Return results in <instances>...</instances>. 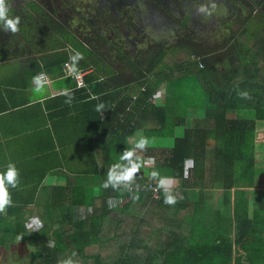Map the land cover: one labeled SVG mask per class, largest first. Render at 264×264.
<instances>
[{"label": "trees", "instance_id": "obj_1", "mask_svg": "<svg viewBox=\"0 0 264 264\" xmlns=\"http://www.w3.org/2000/svg\"><path fill=\"white\" fill-rule=\"evenodd\" d=\"M251 3L261 7V12L256 15L251 13L218 48L205 46L204 50L196 51L198 56H203L200 58L202 66L196 58L167 64L163 61L166 50L159 49L149 61V72H145L148 74L140 71L124 80L111 71L104 73L102 79L86 74L87 86L78 88L81 98L89 99L87 103L93 106L96 115L93 116L94 140L99 136L106 137V146H102L104 168H111L123 150L132 148L127 138L136 128L142 127L143 122L151 126L150 130L174 131L176 125L184 122L187 108L202 109V116L193 125H185L182 134L173 138L170 147L150 146L141 157L153 161L152 171L156 170L161 177H170L176 182L175 193H180L183 188L191 189L202 200L204 190L220 189L222 206L215 208L209 217L206 207L196 201L184 219L176 223L160 222L148 231L149 238L144 235L137 239L132 217L138 216L137 230L143 222L141 217L146 212L145 203L150 192L139 191V200L143 204L137 214L129 213L126 218H118L117 215L112 216L117 208H109L108 199L114 197L121 201L130 195H121L112 188L102 187L100 196L105 203L104 210L86 221H71V225L78 228V233L69 236V240L81 243L72 252L82 254V242L89 243L90 239H121L124 235L121 239L123 245L117 248L118 251H108L109 264H264V190L259 189V195L256 193V187L261 185L256 184L255 159L256 120L264 119V0ZM22 11L27 12L25 7ZM19 27V32L15 34L0 30L2 35H14L20 39L14 43L8 38L1 42L6 51L39 52L60 48L69 42L78 50L84 48L64 35L48 36L53 34L48 32L52 30L50 25L46 26L45 35L41 27L27 26L21 20ZM212 52L218 53V60L212 59ZM65 60L66 57L59 56L48 64L63 63ZM84 61L85 65L90 62L86 58ZM104 82L110 86L106 87ZM130 82L133 87L128 93L116 95V88ZM161 88L166 92L164 101L154 103L153 98ZM240 90L248 91L251 99H241L237 95ZM91 95L99 99H93ZM101 102L106 108L104 118L95 111V105ZM129 103H133L135 112H141L139 117L130 112ZM126 107L131 109L128 111ZM248 108L253 110V118L229 116L231 110ZM119 112H125L123 121L119 119ZM168 116L172 117L171 121ZM163 133L173 134L170 131ZM106 173H101V176L104 175L102 183L106 180ZM163 197L161 192L160 198L155 200L158 206L165 205ZM127 205V202L122 203L121 209L124 210ZM168 207L173 214L180 209L178 205ZM170 210L158 211L161 215H158V220L163 217L168 219L172 213ZM64 223L67 224L68 220ZM85 225L88 230L82 231ZM18 232L29 243L36 240L43 242L48 237L64 241L59 231L47 232L45 226L29 231L23 220L0 217V245L7 246ZM150 238L156 246L134 253L133 244L144 240L149 242ZM62 249L60 245L56 252L34 251L31 264H57ZM135 256L139 260L134 259ZM94 263L102 264L99 258Z\"/></svg>", "mask_w": 264, "mask_h": 264}, {"label": "crops", "instance_id": "obj_2", "mask_svg": "<svg viewBox=\"0 0 264 264\" xmlns=\"http://www.w3.org/2000/svg\"><path fill=\"white\" fill-rule=\"evenodd\" d=\"M7 38L12 43L20 40L17 36L0 34V172L5 170L9 162H13L20 171L21 180L19 188L10 189L13 206L9 207L5 214H0V217L23 220L25 228L29 231L39 230L42 226L46 227L47 232L59 231L64 241L58 242L55 238L48 237L43 242L36 240L35 243H29L27 240H23L21 232H18L14 241L10 242L11 244L18 243L16 241L19 237L21 238L25 252L29 255L26 260L27 264H31L30 252L38 250L56 252L61 245L63 253L58 256L57 264H59L61 260L72 256L70 252L75 250L77 245H81V243L76 244L74 239H72L73 241L69 240V236L78 233V228L72 226L71 221L79 219L86 221L105 208V203L100 195L102 176H104H101V173L107 171V179L110 170V168H104L103 164L102 146H106V137L99 136L96 141L94 140L93 116L96 115L93 106L87 103L89 99L81 98V93L75 87L74 80L65 74L63 63L48 64L59 56H64L66 60H69L71 51L78 50V48L68 45L69 47L65 46L63 49L49 48L39 52L6 51L2 43ZM90 62L85 65L84 60L80 61L79 69H86V74H92L99 79L105 77L104 73L110 72L109 66L102 60H98L97 65L88 67L89 64H92V61ZM46 64L48 65L45 66ZM38 73L45 74L48 80L43 95H37L33 91L32 78ZM104 85L110 86L107 82H104ZM65 87L74 91V100L71 106L65 104V97L60 95L61 90ZM132 87V83L124 84L115 89L116 95L128 93ZM91 96L93 97V95ZM95 97L97 96L95 95ZM192 109L199 108H187L184 119L189 116ZM130 112H134L136 117L140 115L139 111L132 110ZM124 115L125 112H119L118 116L121 121L124 120ZM132 136L133 134L127 138L128 144L131 146L134 143L129 142L128 139ZM141 152L136 151V155L140 158ZM150 162L149 167H152L153 161ZM141 170L142 168L136 176V184L140 178ZM163 178L169 181L175 193L176 182L170 177ZM207 190H215L214 193L217 197H209L211 191L207 192ZM207 190H204L202 200L194 195L191 189L183 188L180 193H175L183 196V199L176 204L180 208L176 214H173L166 204L158 206L155 201L151 203L147 201L145 203L146 212L141 217L143 222L140 223L137 230L138 216L132 217L135 238L147 236L148 231H152L153 226L159 225L160 222L176 223L178 220L184 219L196 201H199L200 206L206 207V212L210 217L215 208L222 206V201L221 206L218 203V195L221 190L218 188ZM125 202L128 205L122 210L120 205ZM141 204H143L141 200L134 203L130 196L124 198L116 207V214H112V216L126 218L129 213L137 214ZM176 205L171 207H176ZM166 208L172 213L168 219L163 217L158 220L161 215L157 212H165ZM158 215L160 216L158 217ZM34 218L42 222V226L38 229L28 227ZM64 220H68V223L65 224ZM87 230L88 227L85 225L82 231ZM182 230L183 228H181ZM180 233L182 234V232ZM121 239L112 237L111 240L91 241L90 239L89 243L82 242L83 253H76L72 259L76 264H95L94 260L99 258L102 264H109L108 251L111 249L118 251L117 248L123 245ZM148 241L144 240L146 243L133 244L134 253L156 246L153 238ZM142 246L144 247L142 248ZM95 256L97 257L95 258ZM134 259L139 260V257L135 256Z\"/></svg>", "mask_w": 264, "mask_h": 264}, {"label": "rangeland", "instance_id": "obj_3", "mask_svg": "<svg viewBox=\"0 0 264 264\" xmlns=\"http://www.w3.org/2000/svg\"><path fill=\"white\" fill-rule=\"evenodd\" d=\"M129 1L126 4L116 5L117 2L115 0H106V5L103 6L105 12L110 14L111 3L115 4L113 5L115 12H112V14L119 18L118 22L108 20L110 23H107V25H109L110 31L108 33L105 31L107 35L103 34L98 38V41L102 44L98 45V47L106 49L104 51L105 54L93 48L85 52L83 51L85 47L79 50L86 59L92 62L95 60L105 62L109 66L111 73L122 80L136 76L140 71L142 73L149 72V61L159 49L166 50L163 61L170 65L175 61L188 58L200 59L203 56H198L196 51L204 50L205 46L214 49L221 46L224 40L233 31L237 30L251 13L256 15V13L261 12V7L253 5L251 2L263 0H214L216 8L211 16L198 14L196 11L201 4L209 3V0ZM70 2L74 3L77 14L67 17L69 22H71L69 28L74 32L72 33L73 35L68 37L69 41L76 40L78 43L86 41V45H89V40L85 38V30H89V28L85 26V22L80 21L78 16L80 14L84 19L92 20L95 23L97 17H93L94 10L99 8L100 0H70ZM9 3L11 5L10 15H19L22 8H24L19 0H9ZM78 28L83 30V32L79 30V32L75 33ZM79 37L81 38L79 39ZM68 45L73 46L72 42L67 43L65 46L69 47ZM65 46L60 48L63 49ZM196 47L197 49L194 50ZM210 54L213 55L212 59L218 60V53L212 52ZM93 63L95 64V62ZM220 64H222L221 61ZM157 94L153 98L154 103L164 101L166 94L164 88L159 89ZM132 104H130L132 109L126 107V110H134V105L132 106ZM202 113L203 111L200 108L192 109L183 123L178 122L179 124L176 125L174 131H171L172 129L164 131H161L162 129L150 130L151 126L149 127L143 122L142 127L136 128L133 136L128 140L134 143L140 136H145L150 139V146L170 147L173 143V138L182 134L184 126L193 125L195 120L202 116ZM229 116L253 118L254 113L249 108L237 109L229 111ZM168 119L171 121L172 117L168 116ZM166 131H170L171 134L173 132V134H164L163 132ZM144 157H141L143 167L137 185L150 181L157 183L156 180L150 177L152 172V167H149L151 160ZM255 159L256 184L261 185V187H256L258 188L256 193L258 192L257 194L259 195L261 194L259 189L264 190V119L256 120ZM209 191L211 190H207V192ZM161 192L164 195L163 190ZM214 192L215 190H212L208 196L217 197ZM220 196L222 197L221 191L218 195V203L221 206L222 200ZM155 200L150 195L148 201L151 203ZM16 242H18L15 243L16 245L14 243L11 244L7 250H4V247H0V264H27L26 260L29 255L25 252V247L22 245L23 241L19 237ZM33 253L30 252V255Z\"/></svg>", "mask_w": 264, "mask_h": 264}, {"label": "clouds", "instance_id": "obj_4", "mask_svg": "<svg viewBox=\"0 0 264 264\" xmlns=\"http://www.w3.org/2000/svg\"><path fill=\"white\" fill-rule=\"evenodd\" d=\"M216 4L214 0H209L207 4H201L197 9L198 14L205 16H211ZM11 5L9 0H0V30L4 32H10L15 34L20 30V17L10 15ZM85 57L79 50L73 49L69 55V71L73 74L79 72V62L84 60ZM33 91L37 95H43L46 91L47 77L43 73H38L33 78ZM60 95L65 97L64 103L71 106L74 100V91L65 87L61 90ZM237 95L241 99H251V95L246 90H240ZM93 99H99L93 97ZM104 103H98L95 105V111L100 115L105 111ZM151 145V141L148 137L140 136L137 139L131 149H125L121 153L118 161L110 168L107 179L102 183L104 189L112 188L113 191L123 195L128 193L130 199L135 203L139 201V185L135 183L136 176L140 169L143 167V160L136 155V151H146ZM194 166V161H193ZM150 177L157 181L156 188L163 190L164 200L163 202L169 206H175L179 200L183 199L182 195H177L173 192L169 181L160 176V173L156 170L150 173ZM20 171L16 167L15 163L9 162L4 171L0 172V214H5L9 207L13 206L12 193L10 189H17L20 186ZM120 200L116 198H110L108 201L109 208H115L119 205ZM42 226V222L39 219H33L29 228L38 229ZM76 256V252H72L71 257H67L59 262V264H76L72 257Z\"/></svg>", "mask_w": 264, "mask_h": 264}, {"label": "flooded vegetation", "instance_id": "obj_5", "mask_svg": "<svg viewBox=\"0 0 264 264\" xmlns=\"http://www.w3.org/2000/svg\"><path fill=\"white\" fill-rule=\"evenodd\" d=\"M19 1L21 2L20 4L24 6L27 11L26 13H24V11L21 10L19 15L16 14V16L20 17V20L22 21L23 24H26L27 26H31V27L32 26L41 27L44 35L46 34V30H48L47 29L48 27L46 26L50 25L52 27V30H48V32L52 31L53 34L49 33L48 36L51 37H53L56 34L57 36L58 34H61L64 35L67 39L68 37L73 35L72 33L74 32L71 31V29L69 28L71 26L70 25L71 22H69V19L67 17L68 16L71 17L75 13L77 14V9L75 8L74 3L73 2L71 3L70 0H19ZM115 2H117L116 5H120V4L129 3L130 1L115 0ZM99 3H100L99 8L97 10L96 9L94 10L93 17L94 16L97 17L95 23L92 20L89 21L86 18L84 19L82 16H80V14L78 16L80 21L85 22V26L89 28V30L87 29L85 30V38L89 40L88 42L90 43L89 44L90 46L86 45V41L80 43L85 47V49L83 50L84 52L87 50L90 51L89 49L93 48L94 50L100 51L101 53L105 54L104 51L106 49H103V47L102 48L98 47V45H102L98 41V38L99 36L106 34V32L108 33L110 31L109 25H107V23H110L108 22V20L109 21L114 20L113 22H118L119 18H117L115 14H112V12H115L113 9L114 8L113 5L115 4L111 3V12L110 14H107L103 8V6L106 5V0H100ZM95 28L97 29L94 30ZM79 30L80 32L81 31L83 32V30L78 28L75 30V33L79 32ZM81 37H79V39ZM71 46L72 45H70V47ZM100 49H102L103 51ZM93 62H95V64L97 65V60ZM89 65H94V63ZM10 244L11 243H9L7 246L0 245V247H4V250H7L8 247L10 248Z\"/></svg>", "mask_w": 264, "mask_h": 264}, {"label": "built area", "instance_id": "obj_6", "mask_svg": "<svg viewBox=\"0 0 264 264\" xmlns=\"http://www.w3.org/2000/svg\"><path fill=\"white\" fill-rule=\"evenodd\" d=\"M198 62H199V65L202 66V62L200 59H198ZM68 65H69V60L64 61L63 62V70L67 76H70L74 80L75 87L76 88L86 87L87 85H86V82L84 79V76L86 75V69H79L78 73L73 74L69 71ZM156 95H158V94L156 93L155 96ZM133 98H135V96H133ZM104 117H105V114H102V118H104ZM156 184L157 183H153L151 181L150 182H144V183L139 185V188H140L139 191H148V192H150V195L153 199H158V198H160L161 190H158L156 188Z\"/></svg>", "mask_w": 264, "mask_h": 264}]
</instances>
